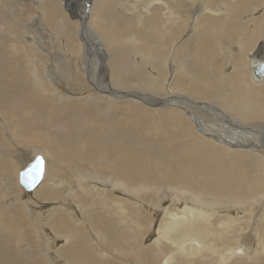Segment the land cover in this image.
<instances>
[{
  "label": "bare ground",
  "instance_id": "6f19581e",
  "mask_svg": "<svg viewBox=\"0 0 264 264\" xmlns=\"http://www.w3.org/2000/svg\"><path fill=\"white\" fill-rule=\"evenodd\" d=\"M15 1L12 25L37 16L65 54L1 41L0 124L43 163L23 193L39 154L0 160L18 238L0 264H264V168L234 165L264 154V0H89L78 23L58 0Z\"/></svg>",
  "mask_w": 264,
  "mask_h": 264
},
{
  "label": "rangeland",
  "instance_id": "374dc122",
  "mask_svg": "<svg viewBox=\"0 0 264 264\" xmlns=\"http://www.w3.org/2000/svg\"><path fill=\"white\" fill-rule=\"evenodd\" d=\"M12 1H14L15 2V4H16V1L15 0H0V27L2 26L3 28L2 29H0V48L1 47H3V46H7V47H9L10 48V43H2L1 44V41H2V39L3 38H6V37H8V36H10L9 34H8V31H13V32H16L17 34L15 35L16 37V39H18L19 40V42H21V43H26V44H28V42L30 43V42H32V39H33V42H34V45H36V43H42V44H45V45H43L44 46V48H45V50L47 49L48 51H50V52H55L56 51V54H58V55H60V54H65L63 51H60V50H58V48H57V46L55 45H52V40L53 39H55L56 40V42H59V41H62V39H60V38H57V36H56V34H54V31H53V29H46L44 26H43V24L44 23H42V21L41 20H38L37 18H35V17H37V16H35V17H33V15H29V16H26L24 13V15L23 16H20V21H17L16 22V24L15 25H12V23L14 24V22H15V18L12 16V6L14 5V4H12L11 5V2ZM23 1H25V0H23ZM69 2V3H68ZM91 2L92 3H94V0H91ZM91 2L89 1V0H58V3H57V5H53V6H51L52 7V9L51 10H53V11H57L58 13H61V15H64V16H66V18H67V20L68 21H70V22H72V21H76L77 23H78V18H82L83 17V15H84V12H85V10L87 9V8H89V6H91ZM60 6H59V5ZM118 4L119 3H117L115 6H113L112 8H111V10L110 11H112V12H115L116 13V7H118ZM68 5V6H67ZM67 6V7H66ZM69 7V8H68ZM122 4H119V9L120 10H122ZM63 8V9H62ZM66 8V9H65ZM18 9H19V7H18ZM60 9V10H59ZM63 10L65 11L64 12V14H63ZM70 10V11H69ZM95 10H96V6H95V9H94V12H95ZM68 12V13H67ZM124 13L123 14H129V12L128 11H123ZM2 13H4V14H2ZM117 13H119V11H117ZM22 14V13H21ZM30 14H34V13H30ZM68 14V15H67ZM24 17V18H23ZM26 17V18H25ZM80 18V19H81ZM85 18V17H84ZM125 17H123V16H121V15H119V16H117V17H115V19L114 18H112V21H115V20H117V19H119V22H118V20L117 21H115V25H117L118 23V26L119 27H124L123 26V21L125 20V21H127V19H124ZM37 19V20H36ZM70 19V20H69ZM35 21V22H34ZM121 21V22H120ZM33 22V23H32ZM118 22V23H117ZM33 24V25H32ZM40 24V25H39ZM32 25V26H31ZM36 25V26H35ZM12 26H13V28H12ZM35 26V27H34ZM5 27V28H4ZM33 27V28H32ZM75 29V28H74ZM32 32V33H31ZM48 33L50 34V35H48ZM185 34V33H184ZM34 36H35V38H34ZM37 37V38H36ZM40 38V39H39ZM46 38V39H45ZM49 38V39H48ZM11 39H13V38H11ZM11 39H10V41H11ZM34 39H36V40H34ZM192 39V37L190 38V40ZM46 40V41H45ZM63 40H66L65 38L63 39ZM183 40V39H182ZM181 40V41H182ZM180 41V42H181ZM36 42V43H35ZM49 42V43H48ZM193 42V41H192ZM192 42H191V45H189L190 47H192V48H190L189 46V48L187 47L186 49H188V51H189V49H190V51L191 50H193V47H194V45L192 44ZM262 42V40L261 41H259L258 43H261ZM4 44V45H3ZM52 48V49H51ZM264 48H262V50L260 51V52H262V53H258L259 54V56H260V58L259 59H261V57L263 58L264 57V50H263ZM39 51H40V49L37 47V52L39 53ZM187 51V50H186ZM61 52V53H60ZM255 53H257V52H255ZM57 55V56H58ZM6 56H9V55H6ZM190 56V55H189ZM259 56H257V57H259ZM191 58H192V56H190V58H188V55H187V57H186V60H185V66L187 67V66H189V65H191V63L193 64L194 63V61H195V58L193 57L192 58V60H191ZM58 59H59V57H58ZM61 59H63L62 57H61ZM100 59V58H99ZM101 60H103V59H100V61ZM250 62V61H249ZM28 67H31L32 65L31 64H28L27 65ZM229 66V64H225L224 66H223V69H224V71H227L228 70V72L231 70V68L230 67H228ZM102 70V69H101ZM152 73H154L153 71H151ZM102 74H104V72H103V70L99 73V75H102ZM259 76V75H258ZM251 78V77H250ZM148 94H150V95H153V97H151L150 96V99H154V97H157L158 95H155V94H152V93H150V92H146V94L145 95H148ZM159 98H161V96H159L158 97V99ZM12 103H16V104H18L16 101H13V102H11V104ZM10 104V105H11ZM137 105H139L140 106V104H138V103H136ZM25 106H23V105H20V108H18V110L19 111H21V112H19V114L18 115H20V117H26L25 119H27V118H31V117H33V114H34V117L33 118H36L35 116H37V118L39 117V116H42L43 115V113H38V112H36L35 113V111L36 110H39V108L36 106V108H35V106H33V105H26V104H24ZM12 106V105H11ZM29 106V107H28ZM32 106V107H31ZM17 106H15V105H13L12 106V108H16ZM23 107H24V109H23ZM26 107H27V110H25L26 109ZM143 108H147V109H145V110H147V111H153V110H149V109H152V108H149V107H143ZM172 107H163V108H159V109H156L157 111H161V110H170ZM30 110H32V111H30ZM33 111H34V113H33ZM113 111H117V110H113ZM30 112V113H29ZM58 115H60V114H58ZM62 115V114H61ZM230 117H232L231 115H229ZM55 120H58V119H55ZM238 120V119H237ZM51 121V120H50ZM53 122V121H52ZM85 123V124H84ZM250 123V122H249ZM259 123V122H258ZM80 125L82 126V127H85L86 126V122L85 121H83V119L80 121ZM55 129H60V128H53V131H55ZM257 129V128H256ZM67 132V131H66ZM7 132H6V130L4 129V127H3V125L2 124H0V145L2 146V148H0V160L1 159H3V160H5V159H10V160H12L11 159V157H13V156H18V157H21V156H19V154H21V153H19V151H24V153H26V152H28L26 149H28L29 150V152H30V154L32 155V154H39V155H41V153L40 152H36V150H33L31 147H29V146H26V145H19L18 143H17V141H15V140H13L14 141V143L11 145L9 142H8V137H7V134H6ZM68 134V132L66 133V135ZM210 142H213L214 144H216L217 142H215V141H210ZM217 145H220V144H218L217 143ZM28 147V148H27ZM223 147V146H222ZM22 150H21V149ZM20 149V150H19ZM32 149V150H31ZM19 150V151H18ZM242 150H246V149H242ZM250 152L251 153H249L248 154V156H246V157H243V160L242 159H240L239 160V162L237 163V164H234L235 165V169H237L240 165H239V163L240 164H242V162H243V164L244 165H248V167L250 166V165H252V169L254 168V167H256L255 168V170H257L258 171V169L259 168H264L263 166H264V154H262L261 152H258V151H253V150H250ZM42 156V155H41ZM250 156L252 157V156H254V159H253V157H252V159L254 160H252L251 158H250ZM22 158V157H21ZM248 160H250V162L248 161ZM252 160V161H251ZM242 161V162H241ZM250 163V164H249ZM257 163V164H256ZM229 170L230 169H234V166L232 167H229L228 168ZM3 176H5V172L4 173H2V174H0V198L1 199H4V197H2V193H3V191L1 190L4 186H5V183H4V181L2 180L3 179ZM10 185H11V187H14L13 186V184L12 183H10ZM17 186L19 187V189L24 193V191H23V189H22V187L20 186V184L17 182ZM15 188V187H14ZM36 188V187H35ZM35 188H33V190L35 189ZM33 190H32V192H33ZM25 193H27V192H25ZM0 204H1V202H0ZM4 218H3V216H1L0 215V236H1V234H2V236L0 237V242H2V241H5L6 240V238L7 237H9V236H11V237H9L8 239H14L15 241H18V238H17V229L14 227L13 228V225H12V223H10V222H6L5 221V219L3 220ZM4 221L6 222V223H4ZM3 222V223H2ZM7 227H8V229H7ZM10 227V228H9ZM16 229V230H15ZM10 230V231H9ZM3 231H4V234H3ZM12 231V232H11ZM8 235V236H7ZM150 240H151V237H147L146 239H145V244H147L148 242H150ZM17 256H20L19 254H17Z\"/></svg>",
  "mask_w": 264,
  "mask_h": 264
},
{
  "label": "water",
  "instance_id": "95a60500",
  "mask_svg": "<svg viewBox=\"0 0 264 264\" xmlns=\"http://www.w3.org/2000/svg\"><path fill=\"white\" fill-rule=\"evenodd\" d=\"M262 65H260L259 67L255 68V75H261L262 74ZM41 159L42 163H43V159L40 155H35L33 158V161L31 163H29L26 167H24L23 169H21L19 171V183L22 187L24 188H28L29 186L33 187L34 185H36L38 182H40L41 177H42V166L41 168H33L34 165H36L37 159ZM25 173H27V175H25ZM39 173V174H37Z\"/></svg>",
  "mask_w": 264,
  "mask_h": 264
},
{
  "label": "snow or ice",
  "instance_id": "6c2138e0",
  "mask_svg": "<svg viewBox=\"0 0 264 264\" xmlns=\"http://www.w3.org/2000/svg\"><path fill=\"white\" fill-rule=\"evenodd\" d=\"M42 166V160L41 159H37L36 165L33 166V168H41ZM39 174V173H37ZM25 175H27V173H25Z\"/></svg>",
  "mask_w": 264,
  "mask_h": 264
}]
</instances>
